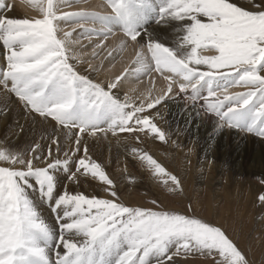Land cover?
I'll use <instances>...</instances> for the list:
<instances>
[{"label":"snow or ice","instance_id":"1","mask_svg":"<svg viewBox=\"0 0 264 264\" xmlns=\"http://www.w3.org/2000/svg\"><path fill=\"white\" fill-rule=\"evenodd\" d=\"M107 6L112 14L130 15L123 0H107ZM4 7L0 0V9ZM54 9L53 0H47L46 5H39L42 18L0 15V46L5 53L0 90L14 94L25 109L42 120L62 126L65 135L75 141L63 159L51 151L47 156L40 154L39 145L30 155L0 148V264H83V258L97 250L101 258L111 257L112 264H150L153 257L155 264H175L174 257L191 251L210 256L213 264H248L221 227L177 211L128 207L119 202L115 182L91 157L85 134L96 138L98 131L105 136L109 132L115 135L117 130L132 134L146 131L164 141L155 118L141 114L154 109L165 95L134 106L116 97V83H109L106 89L79 74L69 62L65 41L56 34L55 21L90 12L58 18ZM160 12V20L183 22L178 45L183 54L149 41L142 56L146 70L151 71L154 64V70L166 80V91L171 92L175 84L185 93L206 78H226L230 81L226 86L199 98L206 113H217L221 120L227 117L226 126L232 127L231 120L255 102L253 117L264 118V0H168ZM123 34L131 41L138 40L139 33ZM232 85L247 91L227 94ZM218 92L225 94L221 98ZM227 101L238 103L223 111ZM52 144L57 152L63 150L58 140L53 139ZM130 155L179 186L178 178L147 152L132 149ZM74 158L75 172L68 179L77 184L80 177L99 181L101 190L112 199L59 191L52 206L59 235L49 255L48 245L42 244L50 235L48 226L38 219L27 190L34 181L45 197L51 196L56 191L51 170L63 168ZM257 199L264 206V194ZM152 203L159 208L157 201Z\"/></svg>","mask_w":264,"mask_h":264},{"label":"bare ground","instance_id":"2","mask_svg":"<svg viewBox=\"0 0 264 264\" xmlns=\"http://www.w3.org/2000/svg\"><path fill=\"white\" fill-rule=\"evenodd\" d=\"M9 1H4L5 7L0 9V15L9 18H28L16 12V8ZM20 1L22 0H14L13 4ZM30 1L34 7H37L35 10L31 7L33 11L30 10L32 14L37 15L40 13V3ZM68 1L55 0L58 6L61 7L60 4H62L64 8L65 3L67 6L61 12L57 11L58 18L81 11L90 13L79 16L80 19L74 23H68L74 18L57 19L56 24L58 25L56 26L63 30H61L63 37L73 44L81 56L92 54L97 46L100 48L102 45L99 53L106 57L102 71L104 75H107L102 78L103 80L108 77L117 79L122 76L125 96L134 106L141 103H135L136 97L147 103V101H155L161 95H165V100L156 105L154 109H146V112L141 114H148L155 118L154 123L165 136L164 141H160L156 134L146 131L135 134L115 133V135L109 132L106 136L98 131L96 138L85 135L91 157L104 167L106 173L115 182L119 200L125 205L139 207L144 206L142 200L154 199L167 207L169 205L167 196H180L181 202L189 203L190 209L199 217L221 227L239 249L244 252L246 248L256 251V245L260 244L262 232L254 233L251 229L262 225L256 219V209L259 208V206L256 207V202L258 195L264 189L249 180L261 178L264 181V138L261 135L257 137L254 134L245 133L242 126L237 129L233 127L225 129L222 125L226 119L221 120L217 113H206L203 101L199 99L208 92L207 85L213 84L212 91H214L219 88L218 84H228L230 81L222 77L206 78L194 89L185 93H180L175 84L172 91L167 92V82L160 73L154 70V66L151 71L146 70L142 56L147 52L146 44L149 41L159 42L176 51L178 55L183 54L184 51L178 47L183 22L174 19L160 20V9L166 7L168 0H126V3L123 0L130 12L133 33H139L137 42L130 41L122 35L119 24L113 19L115 14H112L107 6V0H70L72 2L67 3ZM140 2L145 8L144 6L139 7ZM25 3L22 4L25 5ZM9 5L13 7V10L11 8L8 13H3ZM82 28L84 31H77ZM89 29H92L93 33L88 34ZM66 33L71 36L66 37ZM107 33L110 34L105 36L104 34ZM87 37L95 38V41L88 43ZM82 38H85V44L83 41L80 43ZM140 46L145 47L142 49ZM138 53H141V56H138ZM203 53L213 54V52ZM4 57V49L0 46V69L5 65ZM75 61L72 58L69 60L78 73L93 80L90 72L80 68ZM200 67L204 68V66ZM127 68L132 72L131 74L125 73V75ZM102 86L107 89L106 85ZM113 91L116 97L123 101L121 94L116 90ZM244 91H247L245 87L236 85H233L230 90L226 89L227 94ZM218 94L222 98L225 93L218 92ZM235 103L238 101L225 102L222 110L226 111ZM251 105H256V103ZM254 109L255 107L253 111ZM252 113L250 112V115ZM61 127L54 125L51 121L42 120L38 115L31 114L13 94L0 90V148H8L10 151L30 155V150H35L36 145H39L40 154L47 156L51 151L53 156L63 159L65 151L74 145L75 141L72 137L66 136ZM254 131L264 135V119L260 118ZM53 139L59 141V145L63 148L62 151L57 152V146L52 144ZM132 149L150 154L165 168L167 173L178 178L179 186L174 185L168 175L155 174L148 169L147 164L142 165L138 160L133 159L130 155ZM81 154H77V157ZM73 172H75V158L63 168L51 170L50 174L54 176L56 191L48 198L38 190L34 181L27 190V196L38 219L48 226L50 235L42 241V244L48 245L49 255L59 235L52 208L56 203L57 193L59 191L80 192L87 196L100 194L106 197L99 181L80 177L77 184L68 180ZM243 176L247 177L246 182L237 181L236 177L242 178ZM163 184H168V187L164 189ZM139 194H143L144 197ZM201 194L205 195V200L201 198ZM47 205L49 208L46 207ZM60 211L62 215V210L57 209V212ZM250 233L251 238L248 237ZM95 255L96 257L101 256L98 250ZM93 256H90L92 262L88 264L96 263V258ZM53 259H55L54 256ZM108 262L111 264L112 258L104 256L100 263L107 264ZM180 263L182 262L175 261V264ZM150 264H155L154 257L150 258ZM193 264L209 263L194 262Z\"/></svg>","mask_w":264,"mask_h":264},{"label":"rangeland","instance_id":"3","mask_svg":"<svg viewBox=\"0 0 264 264\" xmlns=\"http://www.w3.org/2000/svg\"><path fill=\"white\" fill-rule=\"evenodd\" d=\"M4 1H7V0H4ZM9 1V0H8ZM33 1H35V2H38V3H40V5L42 4H47V0H33ZM11 2H12V4H11ZM26 2V3H25ZM42 2V3H41ZM72 2V1H71ZM70 2V0L67 2V3H71ZM241 2H242V0H241ZM9 3L13 6V7H15L16 8V12H18L20 15H22V17L23 16H25V17H28V18H30V19H33L34 17L36 18H42L41 16L43 15L41 12L40 13H38L37 15H34V14H32V11L33 10H35V8H37V7H34L33 5H32V3H31V1L30 0H22V1H20V2H15V4H13L14 3V0H10L9 1ZM22 3H25V5L24 4H22ZM31 4V6H30V4ZM28 6H27V5ZM53 4L55 5V12H56V14H57V11H59L60 10V12L64 9V8H67V6H66V3H65V7L63 8L62 7V4H60L61 5V7L60 6H58V4L55 2V0H53ZM133 5V4H132ZM143 6H144V4L142 3V2H140L139 3V7H142L143 8ZM13 7H9V6H7L6 7V9L3 11V13H8L9 12V10L12 8V10H13ZM26 7V8H25ZM33 8V10H32V8ZM9 8V9H8ZM144 8H145V6H144ZM32 11H31V10ZM37 10V9H36ZM147 10V9H146ZM35 12V11H34ZM35 13H37V12H35ZM31 14V15H30ZM41 14V15H40ZM80 18L79 17H75L74 19H72V20H70L68 23H74V22H77L78 20H79ZM55 24H56V21H55ZM79 24V23H78ZM56 25H58V24H56ZM93 25H96V24H93ZM62 29L60 28V27H57V36H59L58 38L60 39V40H62V41H65V44H66V54L67 55H69V57L70 58H72L75 62H76V64L80 67V68H82V69H86L87 71H89L90 72V74L93 76V82H95V83H97V82H101L100 84L101 85H106V87H107V85L109 84V83H116L117 84V87L114 89V90H116V91H118L120 94H121V96L123 97V100H125V99H127L129 102H130V99H128V97H126L125 96V93H126V91H125V86L123 85V83H122V76L121 77H117V78H120V79H116V78H113V77H108L106 80H103L102 78L103 77H106L107 75L105 74L104 75V73H103V71H102V68H103V66H104V62L106 61V57H104V54H100L99 52L101 51V48H102V45L100 46V48L97 46H95L97 49L96 50H94V52L92 53V54H84V55H82L81 56V54H79L78 52L79 51H76V49L74 48V46H73V44L67 39V38H64L63 37V33H62V31H61ZM89 30H92V29H89ZM102 30H104V29H102ZM77 31H82V30H77ZM105 31V30H104ZM92 32H93V30H92ZM61 36H60V35ZM68 36H71V34L70 35H68ZM61 37V38H60ZM85 37V36H84ZM91 37H87L86 38V40L87 41H89L88 43H91V42H93V41H95V38L94 39H90ZM90 39V40H89ZM83 41V44H85L84 43V41H85V38H82L81 39V41H80V43ZM97 41V40H96ZM86 42V41H85ZM70 47V48H69ZM201 54H204V55H210V54H206V53H201ZM214 54V53H213ZM78 55L80 56V57H78ZM96 55V56H95ZM81 58V59H78V58ZM97 57V58H96ZM96 58V59H95ZM79 60V61H78ZM81 60V61H80ZM102 60V61H101ZM154 66V65H153ZM88 67V68H87ZM131 72H132V70H130V69H128L127 68V70L124 72V74L126 73H129V74H131ZM80 74V73H79ZM124 74H123V76H124ZM125 74V75H126ZM113 78V79H112ZM97 81V82H96ZM103 83V84H102ZM212 85V84H211ZM211 85L209 86V87H211ZM227 85V83H221L220 85L218 84V86H219V88H222V87H224V86H226ZM123 86H124V89H123ZM231 88H233V85L232 86H229L228 88H227V90H230ZM5 92V91H4ZM125 92V93H124ZM7 93V92H6ZM124 93V94H123ZM14 95V94H13ZM124 95V96H123ZM14 97L17 99V97L14 95ZM149 97H150V95H149ZM152 98V97H151ZM167 98H169V97H167ZM139 98L138 97H136V99H135V103H137V102H142V100L140 101V99L138 100ZM232 102H234V101H231V103ZM255 103V102H254ZM253 107H256V105H251V107L250 108H252L253 109ZM146 112V111H145ZM31 114H34V113H31ZM34 115H37V114H34ZM248 115H249V113H248ZM250 120H251V118H250ZM50 121V120H49ZM54 125H55V123L54 122H52ZM134 123V122H133ZM223 127H225V129H231V128H229V127H227L225 124L224 125H222ZM262 126H263V123H262ZM260 128H261V126H260ZM75 131V130H74ZM246 131V130H245ZM100 133V132H99ZM121 134V132H119L118 130H117V132H116V134ZM123 133H127V132H123ZM240 133H241V131H240ZM243 133V132H242ZM244 134V133H243ZM260 135H262L261 133H259ZM86 135V134H85ZM4 149H7L8 150V148H4ZM71 175V174H70ZM237 178V181H242V182H246V180H247V177L245 178V176H243L242 178L241 177H236ZM69 180V179H68ZM249 181H251V182H253V183H255L256 185H258V186H260V187H263L262 189H264V183H262V181H263V179H261V178H251ZM162 187L164 188V189H166L167 187H168V184H163L162 185ZM263 192V193H262ZM260 194H264V190L262 191ZM139 195H141V196H143L144 197V195L143 194H139ZM171 196V197H170ZM205 195L204 194H201V198L202 199H204L205 200V197H204ZM97 197H99V198H106V199H112V197L111 198H109L110 196L106 193V197H104V196H100V194L97 196ZM48 198V197H47ZM167 198V200H168V204L169 205H167V207H165V206H163V205H161V203L159 202V201H157V200H155V201H157L158 202V205H159V208H157V206L156 205H154L153 203H152V201L154 200V199H152V200H149V201H147L146 199L145 200H142V202H144V206L142 205H140L139 207H143V208H153V209H155V210H159V209H163V210H168V211H177V212H181V213H185V214H187L188 213V215H193V216H195V217H197V218H200V219H202V220H204V221H206L205 219H203L202 217H199V215L197 214V213H195V212H193L191 209L189 210V208H190V205H189V203H185V202H181V197L180 196H177V195H169V196H167L166 197ZM173 200H172V199ZM180 200V201H179ZM173 201V202H172ZM119 202H122V201H120L119 200ZM123 203V202H122ZM182 203V204H181ZM185 203V204H184ZM125 206H128V207H133V206H129V205H125ZM185 206V207H184ZM257 206H259V208L257 207ZM47 208H49L48 207V205L46 206ZM256 207H257V209H256V213H257V216H256V219H258V221L260 222V224H262V225H260V227H253L252 229H251V231H254V233L256 232V231H261L262 232V238L260 239V244H258V245H256V251H254L255 249H253L252 251H250L249 250V248L247 249L246 248V250H245V252L244 251H242L241 249H239L245 256H246V258H247V260H248V264L250 263V264H255L256 262L258 263V264H264V206H262L261 205V203L258 201V199H257V202H256ZM260 209V210H259ZM261 214H263V215H261ZM260 216V217H259ZM263 219V220H262ZM206 222H208V221H206ZM250 236H248L249 238H251V233L249 234ZM256 252H257V254H256ZM96 252L93 254L94 256H95V261H96V263L95 264H101L100 262H102V259H103V257L101 258V256H97L96 257ZM250 255V257H248L249 255ZM251 255H252V257H251ZM90 256H92V255H90ZM90 256H88L87 258H83V264H88V262H92L90 259ZM93 256V257H94ZM92 257V258H93ZM212 258L210 257V256H207V255H205V254H202V253H200V252H197V251H191V252H189L188 254H181V255H178V256H176V257H174V260L175 261H180V262H182V263H180V264H193L194 262H203V263H209V264H213V261L211 260ZM255 260H257V261H255ZM259 260V261H258ZM254 261H255V263H254ZM75 264H81V261H76L75 262ZM107 264H110L109 262L107 263ZM111 264H112V262H111Z\"/></svg>","mask_w":264,"mask_h":264}]
</instances>
